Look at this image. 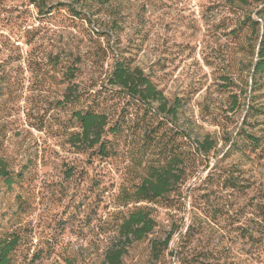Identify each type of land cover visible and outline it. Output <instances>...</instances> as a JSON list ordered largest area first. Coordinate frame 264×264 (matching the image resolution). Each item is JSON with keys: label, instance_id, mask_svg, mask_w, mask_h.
I'll return each instance as SVG.
<instances>
[{"label": "rangeland", "instance_id": "rangeland-1", "mask_svg": "<svg viewBox=\"0 0 264 264\" xmlns=\"http://www.w3.org/2000/svg\"><path fill=\"white\" fill-rule=\"evenodd\" d=\"M46 4L54 7L49 14L32 0H0V168L21 173L12 187L0 176V224L4 234L21 236L14 264H101L118 213L133 207L118 208L119 193L149 162L163 159L153 147L141 159L144 132L168 141L178 126L193 139L210 135L217 148L176 192L138 204L151 209L157 227L128 248L123 264H264V143L256 152L232 149L245 131L264 140V76L253 74L257 36L246 25L259 20V1ZM116 60L181 100L171 132L143 120L109 84ZM69 89L79 101L65 99ZM97 105L127 116L112 120L123 132L110 138L113 153L104 160L68 143L79 130L74 112ZM229 177L234 188L225 183ZM167 238L155 259L152 241Z\"/></svg>", "mask_w": 264, "mask_h": 264}, {"label": "trees", "instance_id": "trees-1", "mask_svg": "<svg viewBox=\"0 0 264 264\" xmlns=\"http://www.w3.org/2000/svg\"><path fill=\"white\" fill-rule=\"evenodd\" d=\"M257 1L260 3V9L257 11L259 20L249 19L246 25H248L251 34L257 36L253 74L262 78L264 76V0ZM32 4L41 14H49L54 8H49L46 0H32ZM69 11L75 17L81 16V13L75 9ZM108 81L110 85L116 87V93L124 95L127 105L133 104L137 107L136 111L143 112V120L158 121L159 124L165 125L170 132L172 131L169 123L178 121L182 108L181 100L167 98L142 69L116 60ZM72 95L71 89H69L65 94V99L71 103L79 101V97ZM114 114V110L106 105L89 106L76 110L73 117L78 122L79 130L70 134L68 143L78 153L88 154L89 159L92 156H96L100 160L110 157L114 146L110 138L123 132L121 124L112 120H127V116L120 119L115 118ZM127 115H130L128 111ZM149 125L152 126L150 123ZM176 129V137L169 138L168 141H163L162 136L154 135V130L144 132L140 148L141 159L152 147L158 150V155L163 156V159L149 162L143 169L139 181L131 189H122L119 193L116 204L118 208H126L130 205L133 207L126 212L118 213V224L114 230V237L104 252L101 264H123V258L133 243L153 235L157 222L152 211L150 208L138 204L154 203L170 193L176 192L196 171L198 164L207 161L217 148L216 141L210 135L193 139L183 126H178ZM171 142L174 144L168 148V143ZM261 143L263 144L264 140L245 131L239 134V139L234 142L232 149L243 154L248 149L256 152L261 148ZM66 175L68 178L72 177L73 169H68ZM0 176L5 179V183L9 187H12L19 183L21 173L15 174L2 166ZM225 183H229L227 185L232 188L236 185L233 177L226 179ZM260 211L261 222L258 225L260 227L258 232L263 234L264 207ZM249 237L252 235L249 234ZM169 243L170 238L163 242H158L157 239L152 241L151 250L155 259H158L167 250ZM20 245V234L17 231L4 234L0 224V264H14L18 259ZM67 263L73 264L70 259L67 260Z\"/></svg>", "mask_w": 264, "mask_h": 264}]
</instances>
